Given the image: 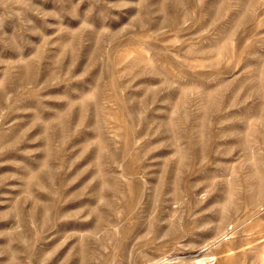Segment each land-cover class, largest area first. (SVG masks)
Instances as JSON below:
<instances>
[{
  "label": "rangeland",
  "instance_id": "rangeland-1",
  "mask_svg": "<svg viewBox=\"0 0 264 264\" xmlns=\"http://www.w3.org/2000/svg\"><path fill=\"white\" fill-rule=\"evenodd\" d=\"M0 264H264V0H0Z\"/></svg>",
  "mask_w": 264,
  "mask_h": 264
}]
</instances>
